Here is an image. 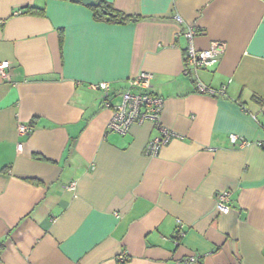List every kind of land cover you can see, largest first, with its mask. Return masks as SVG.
<instances>
[{
	"label": "crops",
	"instance_id": "1",
	"mask_svg": "<svg viewBox=\"0 0 264 264\" xmlns=\"http://www.w3.org/2000/svg\"><path fill=\"white\" fill-rule=\"evenodd\" d=\"M99 1L138 21H97L70 0H0V63L11 64L0 76V264H264V1ZM190 27L196 49L226 45L200 75L225 95L197 94L184 75ZM141 73L181 137L156 158L145 151L157 129L108 132L112 112L91 89L110 83L116 104ZM19 123L33 127L27 138Z\"/></svg>",
	"mask_w": 264,
	"mask_h": 264
},
{
	"label": "built area",
	"instance_id": "2",
	"mask_svg": "<svg viewBox=\"0 0 264 264\" xmlns=\"http://www.w3.org/2000/svg\"><path fill=\"white\" fill-rule=\"evenodd\" d=\"M20 13H16V15ZM183 22L184 21L180 17L175 18V23L178 25L181 26ZM183 36L187 41L184 54L185 67L183 73L185 76H191L193 78L196 93L211 97L225 95L227 85H223L220 89H214L205 85L200 75L219 63L221 57L226 52V45L224 43L214 42L206 50L196 49L194 42L195 38L198 36V31L192 27L183 32ZM10 69L11 64L9 62L0 63V76L8 80L10 78ZM152 79L153 76L149 73H141L129 79L125 89L120 95L119 102L116 104L110 101L113 91L110 83L101 82L94 84L91 85V89L102 93L104 107L112 112V117L107 125L108 132L125 136L130 133L134 126H143L147 123L152 124L157 129L159 135L147 144L145 151V156L156 158L172 141L180 139L181 137L162 125L161 115L164 108V100L153 92ZM32 131L33 127L30 124H18L17 135L21 139L27 138ZM229 141L232 146L237 148H245L251 145L249 141L236 135H230ZM22 148L23 143H19L17 150L20 152ZM68 189L70 191H75L76 184H70ZM217 209L221 215H228L231 213L230 191H222L217 194ZM181 264L201 263L197 257L189 256L185 258Z\"/></svg>",
	"mask_w": 264,
	"mask_h": 264
},
{
	"label": "trees",
	"instance_id": "3",
	"mask_svg": "<svg viewBox=\"0 0 264 264\" xmlns=\"http://www.w3.org/2000/svg\"><path fill=\"white\" fill-rule=\"evenodd\" d=\"M91 9L93 10L94 18L97 21H107L115 24H126L130 22L138 21V18L119 13L115 11L109 4L101 1L99 7L91 8Z\"/></svg>",
	"mask_w": 264,
	"mask_h": 264
},
{
	"label": "water",
	"instance_id": "4",
	"mask_svg": "<svg viewBox=\"0 0 264 264\" xmlns=\"http://www.w3.org/2000/svg\"><path fill=\"white\" fill-rule=\"evenodd\" d=\"M70 1H72L74 3H82L86 6L93 7V8L100 6L99 0H70Z\"/></svg>",
	"mask_w": 264,
	"mask_h": 264
}]
</instances>
